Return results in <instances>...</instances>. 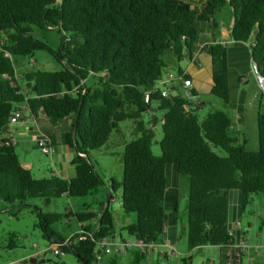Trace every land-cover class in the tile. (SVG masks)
<instances>
[{"label":"trees","instance_id":"1","mask_svg":"<svg viewBox=\"0 0 264 264\" xmlns=\"http://www.w3.org/2000/svg\"><path fill=\"white\" fill-rule=\"evenodd\" d=\"M222 8L227 9L231 22L230 38L247 42L248 57L264 77V0H0V200L20 208L29 206L27 197H40L47 203L50 197L62 194L96 192L103 181L88 150L105 143L120 121L133 119L140 133L123 144L120 182L110 179L111 189L105 190L98 202V212L63 213L75 216L79 231L68 235L60 250L70 251L85 264L95 261V240L114 232L108 199L105 204L103 201L108 193L112 196L117 185L119 206L135 214L134 220L121 228L143 241H161L167 163L174 164L176 173L186 179L187 250L202 244L231 243L233 234L226 226L228 190H240L244 210L264 187V96H255V149L246 147L243 136L232 135V121L225 111L214 108L199 117L179 90L170 88L166 96L151 90L147 100L143 99L168 60L188 57L195 42H203L198 55L209 57V91L227 101L226 47L214 37L220 23L213 14ZM32 26L55 29V47L34 37ZM38 49L49 52L58 69L24 70L17 80L14 58L30 57ZM20 82L26 92L21 91ZM191 90L196 94L193 85ZM24 95L33 114L40 110L53 121L70 116V130L63 140L75 151L71 177L54 173L33 176L21 164L12 141L1 136L10 110ZM152 102L161 111L158 154L150 149L151 128L139 119L143 111L152 109ZM183 103L188 104L186 110ZM210 145L221 148L224 155L215 153ZM33 210L35 225L47 243L66 237L51 227L61 213L45 212L36 205ZM259 225L264 226V220ZM13 245L10 239L7 247ZM143 254L133 250L131 264H138ZM220 257L219 264H226L225 251ZM38 264L68 263L57 257V263ZM107 264H115L114 258Z\"/></svg>","mask_w":264,"mask_h":264},{"label":"rangeland","instance_id":"2","mask_svg":"<svg viewBox=\"0 0 264 264\" xmlns=\"http://www.w3.org/2000/svg\"><path fill=\"white\" fill-rule=\"evenodd\" d=\"M214 17L218 21H221L224 27L228 21V12L226 8H222L214 12ZM220 27V26H219ZM31 34L34 37L43 39L49 46L55 47L57 44V32L55 29L39 28L32 26ZM238 54V53H237ZM166 57V56H165ZM239 58L241 60L242 54L240 52ZM183 59L177 61V64L183 65ZM14 67L17 70L24 71L30 69H44V70H55L58 69V63L45 49H38L32 52L31 58L29 56H16L14 58ZM174 65L168 60L165 70L175 71ZM237 67L243 71V75L247 77V81L242 83V86L247 90L253 87V78L250 74L248 60L246 62V68L242 61L238 62ZM177 83L176 81H174ZM199 99L203 102L202 109L198 112L200 117L207 111L218 108L223 111H230L227 107V103L220 97L211 93L207 90L197 91ZM250 97L249 92L247 97ZM253 98V97H252ZM257 99L254 97L253 102L250 104H243L244 121L236 123L233 129L245 128L247 134V143L245 144L248 149H255L256 147L250 146L251 133H253L252 125L255 122V113L257 111ZM154 107V103L151 104ZM153 117H149V111H143L140 114L139 119L143 120L145 126H149L152 130L150 149L152 153L158 154V140L161 135L160 125L158 118L161 116V111L157 108L152 109ZM16 123H12L15 125ZM30 124V123H29ZM37 124L41 125L43 129L56 131V121H53L43 115L40 120L37 119ZM33 125V124H32ZM20 127V126H19ZM252 130V131H251ZM14 133V132H13ZM140 130L136 127V120L124 119L118 123V126L113 129L105 143L101 146L88 150V157L94 166V170L103 181V185L98 186L96 192L86 194L83 196H68L60 195L56 197H50L48 202L45 203L40 197H27L24 205L17 208L13 205L7 204L0 200V264H31L29 262L22 263L21 259L25 253L35 254L37 257L42 255L50 256L53 258H60L68 264H81L77 261L73 253L70 251H61L58 254L52 252V248L49 247V243L41 236V231L38 226L35 225L37 218L33 210V206L40 207L45 212H59L62 215L51 223V227L60 234L72 233L79 229V223L77 222L74 215L64 216L63 213L68 209L73 212L74 210L88 209L94 212H98L99 204L102 201L103 195L106 188L111 189V181L113 178L117 183L121 180V152L124 142L135 138L139 135ZM58 139L59 136L56 135ZM61 143V142H59ZM58 144V143H56ZM211 149L218 155H224V151L217 147L210 145ZM14 152L21 161L22 165L27 167L33 176L43 177L48 175L47 168L53 164L50 162L49 155L43 152L40 147L32 146L30 143H17L14 144ZM166 185L164 188V209L165 212H171L172 209L175 212V240L174 247L176 250H186L185 242V223H186V212H185V199H186V179L183 175L176 173L175 165L172 163L165 164L164 167ZM119 192L120 186L117 185L112 196L108 197V209L112 213V221L114 226V232L120 233L121 238L131 239L124 229L118 228L119 223H129L134 220V212H124L119 206ZM109 196V193H108ZM257 203L259 207H264V189L257 195ZM106 198L104 199V201ZM103 201V202H104ZM258 207V208H259ZM246 223H251V231H260L264 226H260V222L252 217V215H243ZM264 218V217H263ZM88 221H85L86 223ZM69 234V235H70ZM259 239H264V236L258 233ZM10 239L14 242L12 247H7ZM207 246L205 248L198 247L197 245L187 251L186 254L174 255H159L158 258L153 257V264H179V260L188 256L184 259L186 264H217L216 252L210 248L209 244H202ZM263 248V247H262ZM166 250L165 246L158 247L156 250ZM131 251V250H128ZM127 251V252H128ZM182 251V250H180ZM157 252V251H156ZM186 252V251H185ZM154 251L152 255L154 256ZM29 255V254H27ZM26 255V256H27ZM110 258H114L115 264H131L130 253H120L110 251L108 253H101L92 264H107ZM213 261V262H212Z\"/></svg>","mask_w":264,"mask_h":264},{"label":"crops","instance_id":"3","mask_svg":"<svg viewBox=\"0 0 264 264\" xmlns=\"http://www.w3.org/2000/svg\"><path fill=\"white\" fill-rule=\"evenodd\" d=\"M219 23H222V22L219 21ZM221 25L223 26V24ZM229 25H230V20L226 22L227 27L223 26L222 28H218V33L215 32L214 37L216 40L224 41L223 43L225 44V47H226V66H227V84H228V99L226 103L230 111L228 110L225 112L229 115L232 121L231 133L232 135L239 137V138L243 136L246 139V142H245L246 144L248 137H247V134L245 133V128L241 127L239 129L238 128L233 129V127L236 123H241L244 121L243 104L244 103L251 104L255 97L253 96V93H252L253 87L248 89L250 97L249 96L247 97L248 92L242 86V83H245L247 81V77H245L243 75L244 74L243 71H241V69L237 67L238 62L242 61L246 68V62L248 60V46H247V42L234 41L230 38ZM240 52L242 54L241 60L239 58ZM30 58L31 56L29 57V59ZM169 61H171V64L175 66L174 67L175 70H176V67L179 66L180 68L185 69L186 72L190 75L192 85H193L194 91L196 92V96L198 99V101L193 106L195 107V111L198 114V112L203 107V102L199 99L197 91L202 90V89L209 91V87H210V65H209L208 55L204 53H200L198 55L199 65L195 63H188L185 61L184 58H183L184 63L182 66L177 64V62L173 59ZM21 72L22 71L17 70L15 68L16 75H19ZM17 80H18V76H17ZM19 84L20 86H22V89H23L24 88L23 82L22 83L20 82ZM252 86H254V82H252ZM170 88H172L173 90L180 91L177 83L174 84ZM151 104H153V102ZM153 108L154 107H152V109ZM152 109L149 111V115H150L149 117H153L154 115L152 112ZM35 116H36L35 118L36 125L40 133L35 132L33 127L29 128L28 130H25L19 124L12 125V123H8L6 126V130L2 132L1 136L6 138V131H10L12 132L14 136L13 141H12L13 145L17 143H25L24 142L25 140L31 139L33 140V142L30 144L34 147L38 146L36 143L35 137L40 136V135H45V136L50 137V141L52 145L51 158L53 160V164L47 168V174L50 175L54 173L58 176L65 177V178L71 177L73 174V168L70 162L75 154V151L72 147L66 144L63 140L64 133L70 130V116L69 115L64 116L61 119L56 121V126H55L56 131L48 130V128L43 129L41 125L37 124V119L40 120L41 117H43V114L41 113L40 110L37 111V114ZM160 119H161V116L158 118L159 122H160ZM252 127H253V133H251V136H250L251 137L250 146L256 147L255 122L253 125L251 123V129ZM33 133H36L35 137L32 136ZM56 135L59 136L60 139H58ZM14 142H17V143H14ZM259 193L255 194L252 197L248 206L244 210L241 209L240 217L237 221L233 223V227L239 229V240L243 239L249 243L264 244V239L262 240L258 238L257 230L259 228L256 229L255 231L254 230L251 231L250 230L251 227L249 229V226H252V224L248 222L246 223V225H244L245 221H244V216H243V215L251 214L252 217H256L255 219H257L259 222L264 220L263 218L264 217V207H259L258 203L256 202L257 197H258L257 195H259ZM62 195H65V194H62ZM124 224L126 223L125 222L119 223L117 226L119 228V227H122ZM69 234L70 233H67L64 235L68 236ZM111 235H113L115 238L121 237L120 233H116V232H113ZM160 237H161V242H169L170 244L174 246V240H175L176 234H175V212L173 209H172V213L171 212L164 213V225H163V229H162V233ZM198 247L205 248L207 246L200 245ZM210 247H212L210 249L215 250L216 252L217 264L221 263V257H220L221 251H225V253L227 254L226 264H264V246L259 247L257 252H253L250 248H247L238 253H236L234 247H231L229 244L223 245V246L210 245ZM180 250L179 251L182 254H186L188 251L187 249L186 250L180 249ZM132 251L133 250L128 251V252L126 251V253H130V259L132 257ZM152 251L155 252L154 256L152 255ZM156 251L152 249L151 251L144 253L143 257L138 261V264H153L152 263L153 257L158 258L159 255H162L160 254L161 253L160 251L158 250ZM27 254H30V253H25L22 256H26ZM186 258H188V256H185L184 258L179 260V264H183L182 262Z\"/></svg>","mask_w":264,"mask_h":264},{"label":"built area","instance_id":"4","mask_svg":"<svg viewBox=\"0 0 264 264\" xmlns=\"http://www.w3.org/2000/svg\"><path fill=\"white\" fill-rule=\"evenodd\" d=\"M55 2H59V0H55ZM219 26H220L219 28L223 27L221 23ZM217 41L220 43L224 42L222 40H217ZM202 44L203 42H195V48L190 52V55L188 57L184 58L186 62L195 63L199 65L198 50ZM248 65H249L250 74L252 75L253 82H254V86L252 88L253 96H257L259 94H262L264 96V77L263 75L258 72L256 62L252 60L250 57H248ZM186 74H187L186 70L182 68L179 71L178 70L164 71L160 75V77H158L153 82L151 88L144 92L143 99L145 101L147 100L148 93L151 90H158L162 96H166L170 87L176 84L174 82L176 81L181 94L187 99L188 102H190L192 105H195L198 99H197L196 94L192 93V90H191L192 81ZM14 75H15V78H17L18 75H16L15 73ZM21 91L26 92V88H23ZM27 92L30 93L29 90ZM26 98H27V95H24L23 97L24 100H22L21 102L14 103L13 108L10 110V113L8 116V123L19 124L25 130H28L29 128L33 127L35 132L40 133L38 131L36 121H35L36 114H33L29 110L26 104ZM181 106L185 110L188 108L187 103H183ZM35 134L36 133H33L32 136L35 137ZM6 138L9 141H13L14 136L12 132L6 131ZM35 139H36V143L38 147H40V149L43 152L49 155L50 162L52 163V158H51L52 145H51L50 137L45 136V135H40V136L35 137ZM77 231H79V229ZM258 233L264 236V227L261 228V230L258 231ZM66 241H67V236L60 241L53 242L48 245L49 247L52 248L53 253L58 254L61 252L60 246L64 244ZM229 245L231 247H234L236 253L241 252L247 248H250L253 252H257L259 247L264 246V244L249 243L243 239L242 240L238 239L236 243H234L233 241L229 243ZM159 246L160 247L165 246L167 248L164 251L160 249L158 250L161 252L160 254L162 255L174 254L178 256L182 254L180 251L176 250L175 247L169 242L143 241L140 238H136L132 236H131V239L129 240L127 238H121V237L115 238L114 236H111V235H102L95 240L94 255L97 259L101 253H108L110 251L124 253L125 251H128V250H138V251L146 253V252L151 251L152 249L153 250L157 249Z\"/></svg>","mask_w":264,"mask_h":264},{"label":"water","instance_id":"5","mask_svg":"<svg viewBox=\"0 0 264 264\" xmlns=\"http://www.w3.org/2000/svg\"><path fill=\"white\" fill-rule=\"evenodd\" d=\"M254 32H251V39H254ZM33 88V87H32ZM31 90H29L30 92ZM5 127V125L3 126ZM72 135L74 134V125L71 130ZM25 143H32L33 140H25ZM17 143V142H14ZM107 190H110L107 188ZM110 197V194L109 196ZM107 199L104 201V203L107 202ZM240 212H241V206H240V190L239 189H229L227 193V217H226V226L230 230V232L233 234V241L236 243L239 239V229L233 227V223L237 221L240 217ZM113 236V235H111ZM117 238V237H116ZM44 261H53L54 263H57V258H53L50 256H40L37 257L36 255L29 254L27 256H24L21 259L22 263L29 262L31 264H38ZM81 264H85L83 260L79 259Z\"/></svg>","mask_w":264,"mask_h":264}]
</instances>
